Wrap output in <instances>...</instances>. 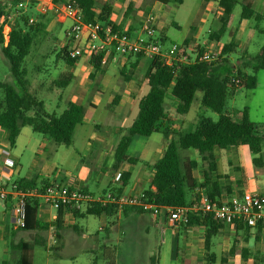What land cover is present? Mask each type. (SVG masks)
Returning <instances> with one entry per match:
<instances>
[{
    "label": "rangeland",
    "instance_id": "374dc122",
    "mask_svg": "<svg viewBox=\"0 0 264 264\" xmlns=\"http://www.w3.org/2000/svg\"><path fill=\"white\" fill-rule=\"evenodd\" d=\"M113 1L115 2V0ZM3 3V1L0 3V7L4 6ZM39 3L40 0H35L28 8H20L19 11L16 6H12V8H9L10 13L7 11V14L20 16L17 17L19 21L22 17H26L28 20L33 18L34 22L42 20L47 25L46 31L34 38L30 54L23 64L28 72L29 91L36 93L38 98L44 101L45 107L50 113L61 114L67 107V103L74 101L85 106L86 117L83 124L77 126L73 144L68 147L58 146L44 135L34 132L32 128L24 127L16 146L12 148L6 145L4 148L2 142L6 140V131L0 128V164H2V152H9L10 157L16 162V167L13 170V181L35 178L39 186L43 181L67 183L69 179H73L79 182L86 172L84 184L91 191L97 192V181L103 179L98 174L100 172V159L102 158L100 156L103 151L111 149L112 142L116 146L119 141V134L113 131V127L128 126L133 119V114L131 116L127 115L128 112L124 108L126 105L123 108L111 106L117 94L126 96V90L130 82L126 81L121 75V65L118 59L114 58L104 67V71L96 72V87L94 86L91 92H85V89H88L92 83L94 84V81L90 79V72H93L94 69L90 66L86 57L83 56L74 69H71L63 60L57 57L69 42L67 33L72 25L71 21L63 20L58 14L42 15L38 11ZM133 5L132 18L140 16L139 18L142 17V21H144L147 19L145 16L152 15L155 17V26L161 21H165V23L163 22L164 25L166 24L164 32L168 39L175 42H179L187 36H195L197 41L192 40L191 43L204 44L207 38L209 40V32L220 27V23L219 26L216 25L217 20L211 14L205 24H198V28L192 30V24L197 25L203 14H205V9H202V0H185L180 5L170 3L163 6L165 8L164 12H162L160 6L162 4L155 2V0H133ZM216 7L219 6L216 5ZM263 8L258 7V11L263 10ZM241 12L242 5L239 3L232 15V26L234 28L241 21ZM247 23L250 24L247 34L242 36L239 42L236 41L239 44L238 52L230 55L229 62L221 65V73H225L227 69H233L234 64H252L245 55H255L264 44V33L258 31L264 29V20L257 22L251 19ZM29 24L32 23L29 22ZM230 40V36L226 34L221 39L220 44L215 41L214 45L209 46V44H206V51L210 54H218L221 46L229 43ZM171 42L168 41V45ZM209 42L211 41L209 40ZM245 51H247L246 54ZM70 69L73 70L75 78L66 88H58L55 82L62 75L68 73ZM145 69L136 71L131 82L137 86H142L144 84ZM247 72L256 76L257 85L264 87V70L255 73L249 67ZM0 81H13L9 63L3 55L1 46ZM130 86L132 87L133 84H130ZM97 87L101 88L100 92L96 91ZM148 90L149 86L147 85L145 92H148ZM250 93L245 88H241L236 96L229 95L225 111L238 118V111L243 110L246 104L249 103L253 108L252 118L254 120H264V99L258 98V96L253 97ZM140 95H136V100ZM2 96L3 93L0 91V97ZM201 96L202 93L197 92L189 113L180 115L176 112L178 99L173 96L171 90L166 92L165 107L166 110L170 111L171 116L175 118L174 129L178 131L188 130L197 122L200 115L209 117L214 121L218 120L216 112L202 106ZM134 112L135 114L139 112L138 105ZM95 124H101L103 127L105 126L104 128H109L111 130V140L104 143H101L102 138L90 140L98 130ZM259 131V134L264 137V126L259 127ZM160 138L166 141L162 133L154 134L150 140L156 142L160 141ZM239 148L240 150L230 147L226 149V155H232L233 162L239 163L244 168L243 173L236 171L229 174L230 178H243L248 182H257V184L264 186V168L258 171L253 164V158L256 155L250 151L248 146ZM183 155L198 161L201 160L199 152L194 149L183 151ZM260 155L264 157V139ZM104 157L107 159L105 166H108L111 154ZM105 178L107 179V177ZM4 212V206L0 203V264L17 263L18 258L24 253V250L16 247L20 242L29 244L30 250L28 253H32L33 264H108L106 250L109 248L114 251L115 264H151V257H156L158 264H179V261L172 259V254L176 247L183 249L186 240L185 233L181 229L179 232L175 231L172 243L171 231L167 230L169 228L166 223H160L159 226L149 224V233L144 230L139 231L138 237H136L135 233L137 232L133 231V223L125 225L123 232L126 234H118L115 230L104 231L100 229V219L96 216H88L77 221L81 230L79 233L73 228H64L61 231L63 250L61 249L59 254L62 255V258L57 261L52 251L54 244L52 229L38 234H35V231L16 230L12 226H6ZM164 213L165 210L163 209L162 214L165 215ZM55 214L56 212L52 208L42 203L38 219L44 222L46 219H53ZM197 229L194 230L197 231ZM176 233H179L178 236ZM188 235L190 239L192 235ZM200 235V237H204V232ZM255 235V230H253L249 242L246 243L241 232L225 230L223 234L218 233L212 239L210 252V254L215 253L216 255L214 263H208L204 243L199 242L200 252L197 251V253L202 261L201 264H222L221 259L223 257L228 259L227 264H254L256 256L260 259L264 258V230L260 233L259 241L256 240ZM35 239H37V242ZM236 240L239 242L236 244L235 253L230 255L229 252ZM243 247L248 248L251 253L246 261L242 257ZM195 256L197 255L194 254ZM259 264L264 263L259 262Z\"/></svg>",
    "mask_w": 264,
    "mask_h": 264
},
{
    "label": "trees",
    "instance_id": "16d2710c",
    "mask_svg": "<svg viewBox=\"0 0 264 264\" xmlns=\"http://www.w3.org/2000/svg\"><path fill=\"white\" fill-rule=\"evenodd\" d=\"M184 1L155 0V2L163 5H169L170 3L180 5ZM212 1L202 0V9H205ZM56 2L71 4L79 9L82 20L86 24H92L96 21L101 22V24L111 23L110 16L113 13V2L111 0H56ZM218 2L223 15L220 19V27L213 32H209L210 41L219 43L228 33V22L239 3L242 5L241 20L254 19L257 22L264 20V10L263 12L255 11L252 0H218ZM133 10L134 5L130 3L124 13V18L131 19V11ZM4 13L0 7V16ZM46 27V23L42 20L29 24L28 18L22 17L12 27L10 40L5 45L3 26L0 25V46L4 57L9 63L13 78L12 82L0 81V91L3 93V96L0 97V128L6 131V140L12 148L15 147L24 127L32 128L34 132L44 135L58 146H71L77 126L83 124L86 117L85 106L73 101L67 103V107L61 114L50 113L47 111L44 101L39 99L36 93L29 91L28 72L23 64L30 54L34 38L45 32ZM114 27L116 30L122 31V26L114 25ZM230 36L231 41L221 46L220 57L214 62L197 60L195 63H183L170 67L160 57L151 58L143 76V80L149 85L150 90L140 100L139 113L132 125L119 129L120 139L115 147L113 164L115 169L123 162L132 164L139 162V159L127 155V149L134 135L149 137L157 132L164 135L167 141L165 152L162 157L150 165L154 176L150 188L144 191L147 201L159 209L167 206L193 205L200 201L201 193L207 195L212 202L221 201L224 193H231L230 188L219 183L221 176L217 173V164L213 154L215 148L227 149L229 147L248 146L250 151L256 155L253 158L255 168L258 171L264 168V157L260 155L264 137L259 134V127L264 125L257 124L250 119L248 108L240 110L238 118L225 111L229 95H233L239 88L250 91L257 87L256 76L248 74L246 70L249 67L255 73L264 70V44L257 54L247 57L252 64L245 63L244 66L236 70L230 69L225 73H221V65L229 62L230 55L238 52L235 34L232 33ZM162 42L166 44L168 41L163 39ZM184 42L190 43L191 38L186 39ZM171 43L175 42L172 41ZM69 50L70 43H67L57 57L73 68L80 58L71 59ZM198 50L203 54L206 48L205 46H198ZM141 58L140 55H136L132 69L122 72L126 81L132 79ZM90 63L94 69L90 74V79L93 80L96 72L103 69V67L99 58H91ZM73 78V72L69 71L62 75L55 82V85L58 88H66ZM168 90H171L173 96L179 101L176 108L178 114H188L197 92H201L202 106L216 112L218 120L214 121L209 117L200 115L197 122L186 131L174 129L173 123L165 124L164 121L167 120L165 95ZM118 102L119 97L117 96L111 106H116ZM189 149L197 150L201 159L206 163L201 183L197 182L193 174L199 166L198 160L183 155V151ZM129 178L130 172L123 171L119 178L120 188L110 191L120 193L122 188L127 185ZM17 182L22 190L39 187L43 189L49 184V182L43 181L39 186L35 178L22 179ZM38 208L39 199L30 200L27 225L22 230L36 231V234H38L52 229L54 236L52 251L54 256L59 259V252L62 249L61 231L65 228L63 218L66 213L59 210L56 219L51 223H46L37 219ZM127 209L130 208L125 210ZM136 210L143 212L140 209ZM118 212L112 205L104 206L97 203L88 205L84 210L75 211L73 216L77 220L88 216L100 217L106 215L114 217ZM195 226L204 227V248L207 252V261L208 263H214L216 255L215 253L210 254L212 239L224 228V224L216 220L211 213H206L191 216L186 228ZM262 229L261 225L253 229L241 224L236 231L241 232L243 239L248 243L253 230L256 233V240L259 241ZM35 241L37 242V239ZM237 242L239 241L236 240L232 246L229 252L230 255L235 253ZM16 247L24 250L16 264H32V253H28L30 250L29 244L20 242ZM250 254L249 249L243 247L242 257L245 261L249 259ZM106 258L108 264H115L113 249L106 250ZM221 262L227 264L228 259L223 257ZM259 262L264 263V258L260 259L256 256L254 264H259ZM151 264H158V259L151 257Z\"/></svg>",
    "mask_w": 264,
    "mask_h": 264
},
{
    "label": "built area",
    "instance_id": "2783aa9c",
    "mask_svg": "<svg viewBox=\"0 0 264 264\" xmlns=\"http://www.w3.org/2000/svg\"><path fill=\"white\" fill-rule=\"evenodd\" d=\"M38 11L42 15L58 14L63 20L71 21L72 25L67 33L70 43L69 57L71 59L83 56L99 58L101 66H106L115 55L136 56L142 58L160 57L167 66L191 64L197 60L214 62L220 57V53L203 54L198 46L200 43L175 42L165 46L156 36L155 17L148 15L140 28V34L132 37L127 31H118L113 23L96 21L86 24L82 20L79 9L71 4L56 2V0H40ZM10 14L1 17L3 37L5 45L10 40L12 25L9 24ZM34 22L33 18L29 19ZM238 82V80H236ZM10 146V145H9ZM2 164H0V203L4 206V220L6 226L15 229H24L27 225L28 206L32 199L38 198L56 212L63 210L74 213L87 208L88 205L102 204L112 205L119 212L126 208L140 209L153 216L165 210L168 222L174 231L187 227L191 216L194 214L211 213L214 218L233 230L239 225H245L255 229L261 225L264 230V187L256 189L243 188L241 192L228 199L212 202L207 195L201 193L200 201L188 206H167L157 208L147 201L144 192L129 195L107 191L104 194L94 195L89 191L75 187L71 181L50 182L43 189L32 188L22 190L17 181H13V170L16 162L10 157L9 152H2Z\"/></svg>",
    "mask_w": 264,
    "mask_h": 264
},
{
    "label": "crops",
    "instance_id": "0c3cea01",
    "mask_svg": "<svg viewBox=\"0 0 264 264\" xmlns=\"http://www.w3.org/2000/svg\"><path fill=\"white\" fill-rule=\"evenodd\" d=\"M2 1L4 2L3 3L4 6H2L1 8L5 12L3 15H5L7 17V15H8L7 11H9V8H12V6H16V8L20 11V8L30 7L31 3L35 0H0V3ZM111 1L113 2V13L110 16V22L116 26H122V31L129 32L132 37H134V38L137 37L140 34V28H141V24L143 23V21H142L143 18L142 17L139 18L140 16L133 17V18L128 19V20L124 18V13H125L127 7L129 6V4L133 3V0H115V2L113 0H111ZM238 1H242V0H238ZM252 1H253L254 10L257 12H263L264 8H263V10L258 11V7H264V0H252ZM216 5L219 6L218 0H213L212 2H210L205 7V10H204L205 14H203L202 19L197 23V25L192 24V26H191L192 30H196L200 24L201 25L205 24L209 20L211 14H213L214 18L217 20L216 25L218 24V26H219L220 19L223 15V11H222L220 6H219L220 9H219V7H216ZM160 6L162 9V12H164L165 8L163 6H166V5L162 4ZM9 13H10V11H9ZM3 15L0 16V22H1V17ZM17 17H20V16H13L10 14V20L8 22H9V24L12 25V27H14L17 24V22L19 21V20H17L18 19ZM145 17L147 18L148 16H145ZM247 21H249V20H241L239 22V25L236 28H234L232 26V16H231V18L228 22V33H227L228 36H230V34H232V33L235 34L236 41L239 42L240 38L242 36H244L245 34H247V31H248V28L250 25L249 23H247ZM163 22L165 23V21H161L157 26H155L157 38H159L161 40V42L163 39H164V41L165 40L166 41H173V40L168 39V37L166 36V34L164 32L166 24L164 25ZM237 28H238V30H236ZM217 29H218V27L215 30H217ZM215 30H211V31L213 32ZM258 31L261 33H264V29H259ZM189 38H191V42H192V40L197 41L195 36L194 37L193 36H187L186 38L182 39L179 42H184L186 39H189ZM230 38H231V36H230ZM221 42L222 41H220L219 43H217V42L216 43L220 44ZM196 43H198V42H196ZM206 44H209V46L214 45V41L209 42V40L207 38L204 41V45H206ZM164 45L168 46V42ZM238 48H239V44H238ZM246 53H247V51H245V54ZM245 56L248 57V54ZM114 58H117L120 65H121V75L122 76H123L122 72L124 70L129 71L130 69H132V66H133L132 64L135 61V56L115 55V56L111 57V59H114ZM86 59L88 60L90 66L92 67V65L90 63V58L86 57ZM150 59L151 58H141L140 61L138 62V66H137L136 71H142L143 68H146ZM80 60L81 59H79L76 62L74 67H76L77 63ZM110 60H109V62H110ZM242 66H244V64H240V63L238 65L234 64L233 69L236 70ZM74 67L73 68L70 67V68L74 69ZM104 67L105 66H103V69H101L100 72L105 70ZM71 69H70V72H73V70H71ZM229 70L230 69H227L226 72ZM136 71H134L132 79L128 81L130 83H128L129 87H127L126 96H122L120 94H117L115 96V97H117V96L119 97V102L114 107L115 108H123L124 105H126L124 108H126V110L128 112L127 115L131 116V114H133L132 122L128 126H118L116 128L113 127V131H115V133L119 134L118 139H120L119 129L123 128V127H129L132 125V123L134 122V120L136 119V117L139 113L138 112L135 114V112H134L136 106L137 105L139 106L140 100L144 96H146L150 90V87H149L148 92H145L146 86L148 85L146 82H144V84L142 86H139V85L137 86L133 82H131L133 80V77H134ZM246 72H247V70H246ZM91 73L92 72H90V74ZM73 74H74V72H73ZM74 78H75V74H74ZM96 79H97V74H95V77L93 79L94 84L92 83V85H90L88 87V89H85V92H91L93 90V87L94 86L96 87V84H97ZM130 84H133V86L131 87ZM239 89H241V88H239ZM238 90H236L233 93V95L236 96ZM96 91L100 92L101 88L99 89V87H97ZM249 92H251L250 94H252L253 97L258 96V98L264 99V87L257 85V87L255 89L250 90ZM137 94H141V95L136 100ZM115 97H114V99H115ZM135 100H136V102H135ZM245 108H248L249 117L253 122L259 123V124H264V120H254L252 118L253 108L249 103L246 104ZM166 117H167V120L164 121L165 124H170V123L174 124L175 123V118L171 116V113L168 110H167ZM95 127L98 128L97 133L95 135H93L90 140H99V138H102L103 140L101 141V143H104L107 140H111V138H110L111 130L109 128H104L105 126L103 127L101 124H95ZM159 133L160 132H157L154 134H159ZM154 134H152L149 137L142 136V135H134L132 137L131 143L127 149V155L129 157L139 159V162H137L135 164H132L129 162H123L119 165L118 168L115 169L113 167L115 147H116V146H114V142H112L113 146L111 145L112 147L110 150L105 151L106 153L103 151V154H101V156H100L102 158L100 159V165H99L100 166V169H99L100 172L98 173L101 175V177H103V179H100L99 181H97V192L91 191L84 184V182L86 180L85 177L87 175L86 172H85V174H83L81 181L77 182L76 180H73V179H69L68 181H71L75 187H78L82 190L89 191L90 193H92L94 195H100V194L106 193L107 191L120 188L119 178H120L121 173L123 171H129L130 172L129 181H128L127 185L124 188H122L120 193L129 194V195H136V194L144 192L145 190L150 188L151 182H152V179L154 176L153 170L151 169L150 165H152L157 159H159L160 157L163 156L165 149H166V145H167V141H165L164 139H161V138H160V141H156L159 144H157L154 141H151L150 138ZM2 144L4 145V148L6 145H9L7 140H4L2 142ZM239 147H241V146H239ZM239 147H230V148H237L238 150H240ZM107 154H111V159H109L108 166H105L107 159H105L106 157H104V156H106ZM213 154H214L215 161L217 164V173L221 176L219 183H220V185H222L224 187L230 188V191H231V193H229V194L224 193L223 199H228L234 195L239 194L243 188L256 189L258 187H264L262 185L257 184V182H255V183L254 182L253 183L248 182V181L244 180L243 178H237V177L230 178L229 174H232L236 171L243 173L244 168L239 163L237 164V163L233 162V160L231 158V157H233L232 155H229V154L226 155V149L215 148L213 151ZM102 161H103V163H102ZM198 162H199V166L197 169L194 170L193 174H194V177L197 180V182L201 183L202 177H203V171H204L206 163L202 159ZM105 177H107V179ZM42 203H43L42 200L39 199V208H38V213H37V219L39 216V210L41 208ZM164 214L165 215H163L162 211H160L158 215L153 216L150 213H145V212L143 213V212H140L136 209L130 208V209H127L125 211L118 212V214L114 217H108L106 215H102L98 218L100 219V226H101L100 229H102L104 231H108L109 229L115 230L116 233H118V234H126L125 232H123L125 225L133 223L134 224L133 231L137 232V233H135L136 237H138L137 235H138L139 231L144 230L146 233H149V231H150V225L149 224H155L156 226H159L160 223H166L168 228H169L167 230L171 231V235H172L171 240L173 243L175 231L169 225L168 217H167L166 213H164ZM56 216H57V212H56L53 219H46L45 220L46 223L53 222L56 219ZM63 219L65 221V228L66 229L67 228H73L75 231L77 230L78 233H79V231H81L79 229V225L77 224L78 220L73 216V213H67ZM195 228H198L197 231L194 230ZM222 229L219 231L220 234H223V231H225V230H227V231L233 230L227 225H224V228H222ZM16 230H19V229H16ZM183 231H184L185 236H186L184 247H183V249L176 247L175 250L173 251L172 259L175 261H179V264H192V263L193 264L194 263L195 264H201L202 261L198 257L197 251L200 252V249L198 247V243L199 242L204 243V237H200L201 236L200 234L205 232L204 227L203 226H195V227H190V228H184ZM32 232H34V231H32ZM35 234H36V231H35ZM176 234L178 236L179 233H176ZM188 234L192 235V237L190 239H189ZM129 235H130V232H129ZM83 236H84V234H83ZM138 240L139 239L137 238V241ZM261 240H262V238H261ZM61 245H62V250H63L62 241H61ZM203 246H204V244H203ZM194 254H196L197 256L194 257ZM61 258H62V255L60 254V258L59 259L56 258V260L58 261ZM32 264H33V258H32Z\"/></svg>",
    "mask_w": 264,
    "mask_h": 264
}]
</instances>
